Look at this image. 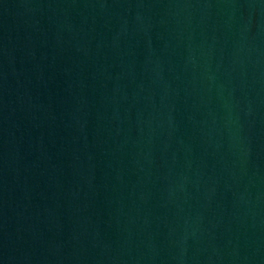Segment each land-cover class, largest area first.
Wrapping results in <instances>:
<instances>
[{
	"label": "water",
	"instance_id": "95a60500",
	"mask_svg": "<svg viewBox=\"0 0 264 264\" xmlns=\"http://www.w3.org/2000/svg\"><path fill=\"white\" fill-rule=\"evenodd\" d=\"M0 264H264V0H0Z\"/></svg>",
	"mask_w": 264,
	"mask_h": 264
}]
</instances>
